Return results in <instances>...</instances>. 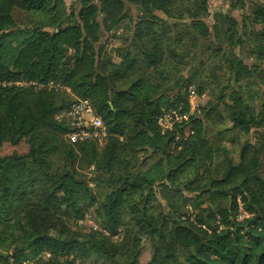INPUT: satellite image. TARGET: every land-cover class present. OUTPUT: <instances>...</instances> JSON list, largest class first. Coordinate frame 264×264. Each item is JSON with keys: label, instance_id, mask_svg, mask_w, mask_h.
Segmentation results:
<instances>
[{"label": "trees", "instance_id": "1", "mask_svg": "<svg viewBox=\"0 0 264 264\" xmlns=\"http://www.w3.org/2000/svg\"><path fill=\"white\" fill-rule=\"evenodd\" d=\"M227 1L209 26L208 0H76L77 15L0 0V81L67 86L109 133L69 144L64 91L0 86V151L27 143L0 153V264H264V0ZM123 23L131 35L107 50ZM170 61L187 66L179 85ZM190 86L208 91L203 120L162 135V110ZM87 214L97 229L66 227Z\"/></svg>", "mask_w": 264, "mask_h": 264}, {"label": "built area", "instance_id": "2", "mask_svg": "<svg viewBox=\"0 0 264 264\" xmlns=\"http://www.w3.org/2000/svg\"><path fill=\"white\" fill-rule=\"evenodd\" d=\"M0 86L33 87L34 90H54L64 91L71 102L66 110L56 116V120L65 128L64 139L69 144L91 143L97 147H102L109 137L108 128L102 118L96 113L95 108L88 99L79 98L73 95L71 89L67 86L50 82L41 84L35 81H0ZM196 107L192 106L189 110L183 111L182 107L178 109L162 110L158 118V127L162 135L172 131L175 126L188 123L194 116ZM248 217L241 212L237 220H243ZM90 215H85V219L78 222L83 225L85 221L90 220ZM49 256V255H47Z\"/></svg>", "mask_w": 264, "mask_h": 264}, {"label": "rangeland", "instance_id": "3", "mask_svg": "<svg viewBox=\"0 0 264 264\" xmlns=\"http://www.w3.org/2000/svg\"><path fill=\"white\" fill-rule=\"evenodd\" d=\"M64 3H65V6H66L68 12L73 11L77 15L80 6L76 2V0H64ZM207 6H208L209 16L207 17V19L205 21H206L207 25H209V26L213 25V22H214L213 21V15L214 14H216L217 12L225 13V12L229 11V5H228V1L227 0H208ZM261 6H262V8L260 9V11H258V17L261 20H264V4H262ZM244 13H246V8L245 9L238 8L237 10L232 12V16H234L239 21ZM125 28H126V24L123 23V24H121V26H119L117 29H115L113 32H111L109 40L106 43V49L107 50L118 48L120 45H122L124 43L123 40L126 39V37H129L131 35L130 30H127ZM113 61H114V63H119V59L118 58H114ZM170 63H171V65H168V68H170V69L173 68L174 70H176V68H177L176 75L174 76V78H172V81L174 82L175 85H179L180 84L179 83V77H180L182 72L185 73V71L187 69V66H184V65L177 66L172 61H170ZM135 79L136 78H133L132 81L135 80ZM128 86H129L128 83H122L120 85V89H126ZM186 93H187V95H186L185 102H180L179 105H177L178 107H176V108L178 109L179 107H182L185 110H187V109L189 110L192 106H194V107H196V112H195V114L193 116V119L194 120H198V119L203 120L204 113L202 111V108L205 106V104L209 100L208 91L205 90V92L203 94L199 95L196 92V88L194 86H190L187 89ZM173 95L174 94H172V96ZM184 97H185V95L183 93V96L181 95V97H179V98H180V100H182ZM176 99H178V98H176ZM206 123L209 126V122L207 121ZM176 128H178V126L174 127V129H176ZM189 130L190 129L187 128V132ZM43 134L44 133L42 132V135ZM189 134L192 135L193 132L189 131ZM212 134H214L213 131H212ZM247 138H250L253 141V135L252 134L249 135ZM122 140H123V138H119V141L122 142ZM231 142H233V141H231ZM231 142L225 141L223 144L226 147H231ZM26 150H27V143L23 141L22 143H20L18 146H15V147H9L8 145L3 146L1 151H0V153H1V155H6V154H10V153H12L14 151H17L19 153H23ZM59 155L60 154H58V157H56V156H52L51 157V160L54 163H56V164L57 163H59V164L61 163V161H60V156L61 155L60 156ZM125 156L126 157H130L131 153L128 152V153H126ZM93 171H94V168L92 166H90L89 168L84 170L85 176H86V178L88 180L89 187H91L92 189L95 190L94 184L90 180L94 176L93 175ZM92 215H94V214H92ZM93 217L95 218V215ZM92 220H93V218H92ZM92 220L90 219L89 221L88 220L85 221L83 223V226L80 227V226H78L76 224V222H73L70 219V220L66 221V227L69 228L72 232L80 234V233H83V232H85L87 230V229H83V228H88L89 229L90 227H92L93 229L94 228L97 229V227L95 226V224H94V222ZM65 229L66 228L64 227V225H62L60 222H55V223H53V224H51L49 226V230H50V232L53 235H57L61 231H65ZM117 239H118L117 237L113 238L114 241H116ZM154 242H156V240H154ZM146 250L148 251V244L147 243H145V254H146ZM41 257H42L43 260L49 259L48 256L44 255V254H42ZM145 259H146V255L143 256L142 261H144ZM26 264H32V263H26Z\"/></svg>", "mask_w": 264, "mask_h": 264}]
</instances>
